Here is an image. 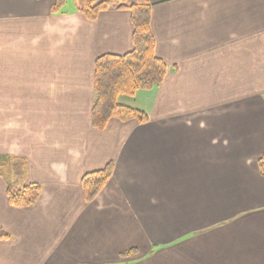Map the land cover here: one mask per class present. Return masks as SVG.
<instances>
[{
    "label": "crops",
    "instance_id": "crops-1",
    "mask_svg": "<svg viewBox=\"0 0 264 264\" xmlns=\"http://www.w3.org/2000/svg\"><path fill=\"white\" fill-rule=\"evenodd\" d=\"M56 1L0 0V264H264V0H151L167 75L118 98L148 122L102 130L95 60L132 50L131 13ZM15 162L32 206L8 200ZM110 163L87 202L83 176Z\"/></svg>",
    "mask_w": 264,
    "mask_h": 264
},
{
    "label": "trees",
    "instance_id": "trees-1",
    "mask_svg": "<svg viewBox=\"0 0 264 264\" xmlns=\"http://www.w3.org/2000/svg\"><path fill=\"white\" fill-rule=\"evenodd\" d=\"M121 4L131 13L133 25V48L121 54H104L95 60L94 92L95 100L91 110V123L95 129L102 130L111 119L121 121L136 120L146 123L149 115L140 108L121 104V95H133L139 90H149L160 85L168 72L165 61L156 55V40L151 31L152 4L151 0H137L130 6L124 5V0H82L80 12L88 20H96L106 11L110 4ZM65 0H57L52 7V13H58ZM21 174L23 165L14 163ZM264 173V158L260 161ZM113 174L112 163L103 169L86 173L82 178L84 198L92 201L108 183ZM8 200L16 207H29L37 202L41 195V185L30 183L18 191L8 189ZM10 235L0 230V240L9 239ZM131 249L128 253L136 251Z\"/></svg>",
    "mask_w": 264,
    "mask_h": 264
},
{
    "label": "rangeland",
    "instance_id": "rangeland-1",
    "mask_svg": "<svg viewBox=\"0 0 264 264\" xmlns=\"http://www.w3.org/2000/svg\"><path fill=\"white\" fill-rule=\"evenodd\" d=\"M123 97H125V98H121V99H126V100H128L130 102H136L134 100H139L138 98H133L132 99L129 95H125ZM7 112H8V110H7ZM3 172H5V175L7 176V178L9 180L12 179L14 181V183L11 184V190L12 191H17L18 188L21 189L24 186L23 184H24L25 181H23V178H21V176H19V173H18L17 169L14 166H11V165L8 166L7 165L6 169H4ZM16 180L18 182H15ZM19 186H22V187H19ZM122 256H124V253L122 254Z\"/></svg>",
    "mask_w": 264,
    "mask_h": 264
}]
</instances>
